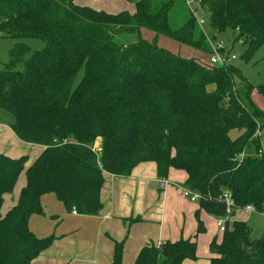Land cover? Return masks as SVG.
Here are the masks:
<instances>
[{
	"label": "trees",
	"instance_id": "obj_1",
	"mask_svg": "<svg viewBox=\"0 0 264 264\" xmlns=\"http://www.w3.org/2000/svg\"><path fill=\"white\" fill-rule=\"evenodd\" d=\"M197 1L193 10L187 0H135L133 12L111 13L74 0H0L3 37L44 42L38 50L16 42L0 69V107L14 116L12 130L42 146L30 162L0 153V264H33L53 243L29 227L33 214L44 213L43 195L55 194L68 213L98 215L105 173L128 177L143 162H154L161 180L172 169L186 173V187L200 195L197 230L146 244L133 264L198 259L196 238L206 232L200 213L224 216L225 194L233 209L209 244L208 264H264V235L231 218L249 207L264 213V110L248 83L244 101L234 81L243 75L232 63L159 45L166 37L212 53L215 41L202 27L207 16L213 40L236 31L250 57L264 46V0ZM257 91L264 96V84ZM234 129L240 133L232 138ZM22 172L18 200L2 213ZM124 243L115 242L110 264H124Z\"/></svg>",
	"mask_w": 264,
	"mask_h": 264
},
{
	"label": "crops",
	"instance_id": "obj_2",
	"mask_svg": "<svg viewBox=\"0 0 264 264\" xmlns=\"http://www.w3.org/2000/svg\"><path fill=\"white\" fill-rule=\"evenodd\" d=\"M74 1L80 5H87L111 13L123 11L121 9H123L122 5H124L121 1L112 2L111 0H86L89 2L83 4L78 3L77 0ZM128 1L131 2L133 0ZM195 1L198 3L197 0ZM133 2L135 5V1ZM10 128L11 126L8 128L5 125L0 126V136L3 134L10 136L8 132H12L14 135V131L10 130ZM13 139L12 136L11 141L4 143L5 139L2 138L0 142L5 149H8L10 148V142H16L15 139L12 141ZM17 140L21 142L19 138ZM262 142L264 144V138ZM3 146L0 148V153H4L2 152ZM29 146L37 147L36 153L38 154L42 151L41 145ZM4 154L18 157L14 152L12 154L7 152ZM33 159V156H30L29 162ZM169 178H181L186 186V173L180 177L176 169H172L169 176L164 179L167 184L168 180L170 181L169 185L167 186L166 184L162 187L161 183L159 184V180L161 179L157 176L154 162L140 163L128 177H117L106 172L101 192L103 208L98 215H83L76 212L68 213L63 203L57 199L55 194L48 193L43 195L41 203L44 213L33 214L29 219V227L39 238L54 236L55 239L50 247L34 259L33 264L46 263L45 259H40L42 254L59 251L61 260V256L72 257L73 253L80 249L86 250V255L89 258L87 260H83L86 258L74 260L71 264H110L113 258L115 242L121 240L125 242L123 263L129 264L135 261L139 251L148 243L160 244L165 241L178 240L180 238V231L185 223V218L194 216L197 230L195 213L199 209L198 202H193L186 198L179 187L170 186L174 181H171ZM25 182V180H22L21 183L25 184ZM21 183L20 181L18 183V194L15 193L11 199L12 206L17 202L20 190L24 186ZM173 184L177 185L175 182ZM161 198L163 199V208L159 217L160 225L158 224L155 227L154 232L141 231L140 235L134 238L133 242L129 243L127 241L125 226L126 230H129L128 226H132L133 223H144L147 221L146 217L154 216V214L157 215L156 202ZM144 211L147 213L146 215ZM205 214L208 213L203 210L200 213L204 224ZM168 216L170 217V221L167 222ZM238 220L242 219L238 218ZM76 256L77 254H75ZM207 260L209 263V258ZM65 261L63 262L65 263Z\"/></svg>",
	"mask_w": 264,
	"mask_h": 264
},
{
	"label": "rangeland",
	"instance_id": "obj_3",
	"mask_svg": "<svg viewBox=\"0 0 264 264\" xmlns=\"http://www.w3.org/2000/svg\"><path fill=\"white\" fill-rule=\"evenodd\" d=\"M111 1L112 2L121 1L122 3H124V5H122L123 9L121 10H128L130 12L135 10V5L133 2L135 0L131 2L128 0H111ZM77 2L83 4V3H88L89 1L77 0ZM187 3L191 8H193V10L196 9L197 2L195 0H187ZM202 27L210 41H215L213 42L215 44L217 42L223 43L225 50L218 51L220 55L227 54L229 57L234 55L235 58L232 60V65L238 68L240 73L243 75L242 78L238 75L235 76L234 81L236 84V88L238 89L244 101L246 103L249 102L247 98V92L249 89L247 85L248 83L251 89L250 97H251L252 102H254L260 109L264 110V96H262L257 91V87L261 84H264V46H260L253 55H251L250 57H246V51H247L248 44L244 41V39L237 38L238 34L236 31L227 30L223 33L218 34V36L214 35L217 37V39L213 40L212 30H211L209 18L207 16L205 17V20H203ZM145 36L151 39L153 36V33L146 30ZM18 41H23L25 44L29 45L32 50H38L44 46V42L39 39H32V38H25L22 40L11 39L7 37H3L0 33V69H2L3 66L10 60V51L13 48L14 44ZM159 45L166 47L170 49L171 51L178 53L182 56L196 57L200 60L209 62L210 52L208 53L202 52L198 49H194L185 44L175 42L169 38L162 37L160 39ZM210 88H213V86H210ZM13 121H14V116L10 112L0 107V126L5 125L6 128H8L10 126V123ZM10 130L12 129L10 128ZM8 133L10 136H8L7 134H3L2 136H0V141L2 138H4L5 139L4 143H7L11 141V137L13 136L16 142H12V143L10 142L9 143L10 148L8 149H5L3 144L0 142V148H2V146L4 147L2 149L3 150L2 152L4 153L7 152L9 154H12L14 152V154H16L17 156L28 155L29 159H30V156L31 157L33 156V158H35V156L38 154L36 153L38 148L30 147L29 145H37V144H32V143L24 142V141L18 142L17 140L18 138L15 136V134L13 135L12 132H8ZM239 133H240L239 130L234 129L230 132V136L232 138H235L237 135H239ZM14 139L12 141H14ZM262 149L264 151L263 142H262ZM176 171L178 172V175L180 177L185 173L182 170H176ZM173 179H171V181H174L175 183H177V185H174L173 184L174 182H173L170 186L179 187V189L183 193V189L186 187L183 183V180L181 178L174 179V180ZM22 180L26 181L24 172H22L21 175L19 176V179L16 185L14 186L13 190L7 193L6 197L4 196V203L1 209L2 212H6V210L10 206H12L13 203H11V199L14 196V194L18 192V185H19L18 183L19 181L21 183ZM162 181L164 180H159V184ZM169 183L170 181L168 180V184L165 183V185L167 184L168 186ZM21 184H24V183H21ZM161 186L163 187V185ZM162 208H163V199L161 198L158 202H156L157 215L153 213L154 216L146 217L147 221H145L144 223H133L132 226L131 225L128 226L129 230H126V226H125V231L127 234V241L129 243L133 242L134 238L140 235L141 231L154 232L155 227L158 226V224L160 225L159 217H160V212ZM144 214L146 215L147 213L144 211ZM173 218L175 217L173 216ZM231 218H237V219L240 218L246 221L248 225L250 226V228L252 229V235L254 237H261L264 235V213L257 212L254 209L244 208V209L236 210L235 215ZM168 221H170L169 216L167 217V222ZM204 221L207 227V231L205 233L200 234L198 238L196 239L198 243V250H197L198 259L187 260L185 264H208L207 258H209L210 256L209 243L214 237L216 236H218V238L221 237L222 232L217 226V218L215 216L205 214ZM195 232H196V224H195L194 216L185 218V223L183 225L182 230L180 231V238L181 236L183 238H189L192 235H194ZM73 254L74 255H72V257L61 256V260H60L59 251H56V252L52 251L50 253L42 254L40 259H45L46 260L45 262L47 264H71L72 261L74 260H81V258H86L83 260H87L89 258L87 257L88 255H86V250H83V249H80L79 251H76ZM75 254H77L76 257H75ZM63 261H65V263ZM133 262L134 261H132L129 264H133ZM88 264H92V263H88Z\"/></svg>",
	"mask_w": 264,
	"mask_h": 264
},
{
	"label": "built area",
	"instance_id": "obj_4",
	"mask_svg": "<svg viewBox=\"0 0 264 264\" xmlns=\"http://www.w3.org/2000/svg\"><path fill=\"white\" fill-rule=\"evenodd\" d=\"M222 48H224V45L222 42H217L216 44L212 43L213 52L210 53V55H209V57H210L209 62L211 64L225 66V65H229L232 63V60L235 58L234 55H232L231 57H229L227 54L226 55H220L218 53V51H220V49H222ZM262 138H264V135L262 136ZM259 154L264 156L263 149H261L259 151ZM165 183L166 182L162 181L161 185H165ZM183 193H184V196L187 197L189 200H191L193 202L199 201L200 195L197 192L191 190L190 188L185 187L183 189ZM224 199L226 201V213L224 216L217 218V226L219 227L221 232L226 229L227 220L230 218V215H231L232 209H233L230 195L225 194ZM249 209H252V208L249 207Z\"/></svg>",
	"mask_w": 264,
	"mask_h": 264
},
{
	"label": "water",
	"instance_id": "obj_5",
	"mask_svg": "<svg viewBox=\"0 0 264 264\" xmlns=\"http://www.w3.org/2000/svg\"><path fill=\"white\" fill-rule=\"evenodd\" d=\"M196 15H197V17H198L199 20H202L203 19V14L202 13L197 12Z\"/></svg>",
	"mask_w": 264,
	"mask_h": 264
}]
</instances>
